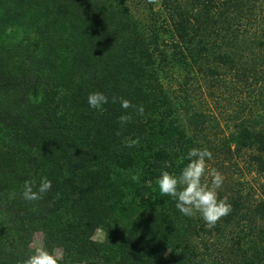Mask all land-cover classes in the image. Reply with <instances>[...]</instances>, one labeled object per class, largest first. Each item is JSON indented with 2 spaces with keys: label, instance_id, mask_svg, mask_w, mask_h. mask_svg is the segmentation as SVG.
I'll list each match as a JSON object with an SVG mask.
<instances>
[{
  "label": "trees",
  "instance_id": "1",
  "mask_svg": "<svg viewBox=\"0 0 264 264\" xmlns=\"http://www.w3.org/2000/svg\"><path fill=\"white\" fill-rule=\"evenodd\" d=\"M149 7L147 28L126 0H0V264H22L37 234L63 264H264L263 200L218 195L232 211L208 228L155 184L193 147L245 155L264 175V128L244 122L218 141L190 89L264 75V0ZM170 60L185 75L181 94L164 83ZM93 91L109 97L102 113L88 107ZM41 176L51 190L25 202L24 181Z\"/></svg>",
  "mask_w": 264,
  "mask_h": 264
},
{
  "label": "rangeland",
  "instance_id": "2",
  "mask_svg": "<svg viewBox=\"0 0 264 264\" xmlns=\"http://www.w3.org/2000/svg\"><path fill=\"white\" fill-rule=\"evenodd\" d=\"M127 7L131 14L145 27H151V12L149 5L153 4V0H126ZM155 3V2H154ZM158 6L153 5V10H157ZM164 41L170 43L169 36H164ZM169 56V49H166ZM169 61L165 70L164 83L169 89L176 94H181L184 90L185 75L183 71ZM257 75L253 78L252 74L248 78V84L238 83L232 74L224 77V82L220 87L211 89L208 82H203L200 78L193 81L190 89L194 92L191 98L194 104L197 101L204 106L207 114L214 120H217L219 128L210 132V135L216 134L218 141H227L230 138L231 131L236 129L240 124L247 122L248 124L257 125L264 128V75L262 70L256 67ZM257 80L256 83L254 80ZM215 143H218L215 141ZM247 156L240 158L232 157V159L221 158L220 160L212 159L207 163L209 170L215 169L223 176V184L217 190L218 195H231L239 191L247 198L264 201V175H258L253 172L252 167L247 162ZM209 183L210 176L203 178ZM96 241L103 239L102 232H97L94 236ZM42 243L40 234L35 235L31 247L34 250L37 245ZM54 256L58 258V264L61 261V252L55 251Z\"/></svg>",
  "mask_w": 264,
  "mask_h": 264
},
{
  "label": "clouds",
  "instance_id": "3",
  "mask_svg": "<svg viewBox=\"0 0 264 264\" xmlns=\"http://www.w3.org/2000/svg\"><path fill=\"white\" fill-rule=\"evenodd\" d=\"M86 100L90 109L101 113L104 106L109 103V97L100 91L89 93ZM117 100L122 109L135 107L138 114L142 115L144 112L142 105L133 106L129 100L122 97L112 98L113 103ZM130 120L129 114H121L118 117L121 127ZM135 143L133 140L129 146ZM212 159L213 154L207 148H190L180 157L183 166L179 168L178 173L162 170L155 180L160 196H167L173 201L175 208L185 217H194L198 214L208 228H214L218 220L232 211V205L226 198H218L217 190L222 187L223 176L215 169H208L207 162ZM206 176L211 177L210 183L203 179ZM51 188L52 181L47 176H41L39 181L25 180L20 195L25 202L30 203L42 199ZM22 264H58V258L40 244L22 261Z\"/></svg>",
  "mask_w": 264,
  "mask_h": 264
}]
</instances>
